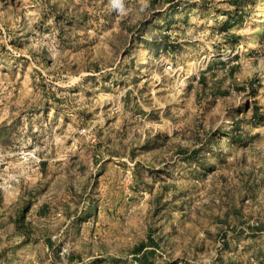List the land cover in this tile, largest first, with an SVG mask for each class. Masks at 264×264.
Masks as SVG:
<instances>
[{
  "label": "rangeland",
  "instance_id": "1",
  "mask_svg": "<svg viewBox=\"0 0 264 264\" xmlns=\"http://www.w3.org/2000/svg\"><path fill=\"white\" fill-rule=\"evenodd\" d=\"M0 264H264V0H0Z\"/></svg>",
  "mask_w": 264,
  "mask_h": 264
}]
</instances>
